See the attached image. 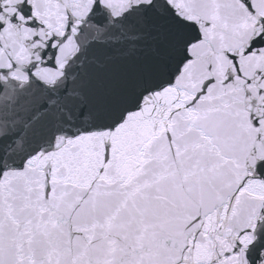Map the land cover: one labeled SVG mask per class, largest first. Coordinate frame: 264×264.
Masks as SVG:
<instances>
[{
    "label": "snow or ice",
    "instance_id": "1",
    "mask_svg": "<svg viewBox=\"0 0 264 264\" xmlns=\"http://www.w3.org/2000/svg\"><path fill=\"white\" fill-rule=\"evenodd\" d=\"M236 3L250 25L244 42L217 49L216 25L198 14L196 0H0V188L42 174L47 199L74 157L95 154L102 160L98 173L110 161L129 163L120 207L95 224L70 228L51 255L33 234L19 226L10 233L0 222V264H264V156L246 165L232 193L258 197V214L224 251L195 258L212 222L200 214L183 222L182 240L175 229L148 239L146 229L142 235L131 225L122 235V215L148 187L140 184L149 135L163 123L171 144L167 122L182 108L214 99L217 83L252 86L244 92L247 119L264 144V70L246 76L241 59L264 60V0ZM204 48L228 62L223 79L207 62L209 74L190 88L185 80L195 83Z\"/></svg>",
    "mask_w": 264,
    "mask_h": 264
},
{
    "label": "water",
    "instance_id": "2",
    "mask_svg": "<svg viewBox=\"0 0 264 264\" xmlns=\"http://www.w3.org/2000/svg\"><path fill=\"white\" fill-rule=\"evenodd\" d=\"M196 7L199 15L216 25L215 48H235L244 42L245 27L250 25H246L245 14L236 10V0H196ZM205 54L206 59L195 66V83L185 80L190 88L198 87L209 74L204 69L207 62L216 65L213 74L223 79L226 59L207 48L201 51ZM241 59L246 76H252L256 68L264 70L260 58ZM245 89L253 90L243 80L223 86L217 83L214 99H202L192 108L176 112L167 122L171 144L164 136L163 123L156 133L149 135L150 127L143 133L149 135V141L140 187H148L122 215V235H128L131 225L133 230L141 229L142 235L146 229L148 239L175 229L176 238L182 240V224L191 215L211 217L212 222L205 225L209 235L203 253L195 257L207 259L230 247L236 230L255 220L259 198L232 197L246 165L264 156V144L247 119L250 97H245ZM101 163L92 153L72 158L62 177L55 179L47 199L42 174L12 179L0 188V222L10 233L19 226L33 234L44 244V255H51L66 243L70 228L95 224L122 204L126 189L121 177L129 167L128 157L114 164L110 161L105 172L98 173ZM56 255L59 258L63 253Z\"/></svg>",
    "mask_w": 264,
    "mask_h": 264
}]
</instances>
